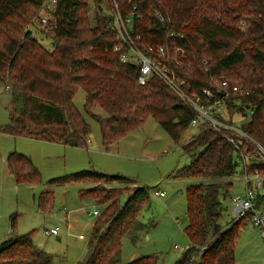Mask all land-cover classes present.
<instances>
[{
    "label": "trees",
    "instance_id": "1",
    "mask_svg": "<svg viewBox=\"0 0 264 264\" xmlns=\"http://www.w3.org/2000/svg\"><path fill=\"white\" fill-rule=\"evenodd\" d=\"M114 1L123 15H133L134 32L141 37L142 46L146 51L154 48V58L170 68L188 96L202 97L205 89L216 92L229 111L230 123L235 116L245 117L247 110H253L241 128L264 146V0ZM114 1L57 0L44 29L51 28L54 50L50 51L27 27L38 20L44 0H0V81L12 95L10 122L0 127L1 133L71 147L86 145L89 125L73 102L81 88L86 93L85 111L99 121L105 145L141 128L148 117L160 123L175 142L180 141L196 114L160 78L153 76L141 86L139 65L121 60V52L115 51L117 31L105 8H113ZM91 4L96 8L94 25L89 16ZM160 46L163 56L156 52ZM223 82L239 91L220 94ZM97 108L107 116L95 114ZM228 135L238 139L230 132L218 133L205 126L182 146L191 163L172 177L205 182L187 188L185 233L191 247L175 264L237 263V238L250 226L251 217L221 223L222 201L231 197L232 179L243 165L240 154L227 141ZM248 154V171L258 169L264 174V165L252 151ZM7 163L18 185L41 182L28 156L11 153ZM125 180L90 171L51 183ZM52 195L48 191L41 194L42 211L52 205ZM124 195L127 199L122 204ZM80 196L103 210L94 224L87 255L78 264H120L123 239L129 235L136 243L148 229L140 216L150 202L149 188H89L81 190ZM263 203L264 195H259L258 206ZM15 227L12 218L11 230ZM157 260L145 256L129 264H157ZM53 261L52 254L35 246L31 234L12 232L0 242V264Z\"/></svg>",
    "mask_w": 264,
    "mask_h": 264
},
{
    "label": "rangeland",
    "instance_id": "2",
    "mask_svg": "<svg viewBox=\"0 0 264 264\" xmlns=\"http://www.w3.org/2000/svg\"><path fill=\"white\" fill-rule=\"evenodd\" d=\"M105 8L109 11L108 7ZM95 13L96 8L91 4L89 16L93 25ZM27 27L43 47L54 50L50 30L45 31L35 19ZM85 101V90L80 88L73 102L88 123L90 136L87 144L82 147L0 132V242L12 232L17 236L31 234L36 247L54 256L53 264H78L87 255L97 221V217L91 216L90 212L94 208L100 213L103 210L92 200H81V190L147 186L151 197L149 205L143 209L140 221L148 229L136 243H133L129 235L123 239L120 264H129L145 256L157 257V264H175L191 247L185 233L188 223L187 188L204 184L205 181L174 178L172 174L191 163V158L184 154L182 146L198 135L204 126H191L177 143L160 123L153 117H148L141 128L118 142L105 145L99 121L86 113ZM11 102V92L0 81V127L10 122ZM94 113L107 116L101 108L95 109ZM249 120V113L246 117L234 118V122L238 124ZM11 153L28 156L41 182L18 185L7 166V157ZM241 168L242 166L238 167L232 179L234 186L231 196L242 192ZM90 171L128 180L111 184L51 183L55 179ZM47 191L53 193V198L52 205L44 212L40 209L39 200L41 194ZM160 192H164L166 196L159 197ZM262 192L264 193V188ZM126 199L127 195H124L121 203H125ZM222 202L224 211L221 223L225 225L232 217L233 201L229 197ZM12 218L16 222L14 231L11 230ZM52 229H57L58 234H46L47 230ZM175 246L179 248L176 249ZM237 247L236 264H264V242L251 226L241 230Z\"/></svg>",
    "mask_w": 264,
    "mask_h": 264
},
{
    "label": "built area",
    "instance_id": "3",
    "mask_svg": "<svg viewBox=\"0 0 264 264\" xmlns=\"http://www.w3.org/2000/svg\"><path fill=\"white\" fill-rule=\"evenodd\" d=\"M113 3V8L108 7V13L110 12L109 14L112 16L111 25L115 31H117V44L115 51L121 52V60L124 63L139 65V84L145 86L153 76L160 78V80L163 81L174 93L186 101L195 112L196 116L191 122L192 127L206 126L212 131L218 133L230 132L238 137V139L235 140V137L227 136V141H229V143L236 149V152L240 154L245 167L244 170L243 165L241 168L240 184L243 187L242 192L231 196L233 202L230 222H238L247 218L249 215L251 217L250 226L264 242V203L258 206L259 195H264L262 192L264 188V174H261L258 169L249 172L246 168L247 162L245 161L246 159L251 158V155L248 153L252 151L255 158L264 165V146L242 130V123L238 124V122H234V119L232 123L228 122L229 111L226 109L222 98L220 99L216 92L205 89L202 92V97L200 95L188 96L182 88L183 83L174 76V73L170 68L167 65L160 63L157 58H154L151 53L154 48L151 47L148 49L149 51H146V47L142 46L141 37L134 32L135 21L133 15H123L115 1ZM56 7L57 0H44L40 12L41 14L37 20L38 24L41 25L43 29H47L46 27L49 24V14L54 12ZM51 27H53V25ZM48 30L51 31V28H48ZM157 48L156 52L163 56V47L160 46ZM177 52H181V49H178ZM176 63L180 64L179 61H176ZM230 90L231 92L239 91L238 87L230 89L227 82H223L218 92L230 96ZM222 112H225V114L223 115ZM246 113H249L251 117L255 112L253 110H247ZM226 115H228V117H226ZM242 144L247 147V150H243ZM158 196L164 197L165 193L160 192L158 193ZM92 211L93 212H90L91 216L98 217L100 215L98 209L94 208ZM46 234L57 235L58 230H47ZM175 248L178 249L179 247L175 246Z\"/></svg>",
    "mask_w": 264,
    "mask_h": 264
},
{
    "label": "crops",
    "instance_id": "4",
    "mask_svg": "<svg viewBox=\"0 0 264 264\" xmlns=\"http://www.w3.org/2000/svg\"><path fill=\"white\" fill-rule=\"evenodd\" d=\"M165 196H166V194H165Z\"/></svg>",
    "mask_w": 264,
    "mask_h": 264
}]
</instances>
